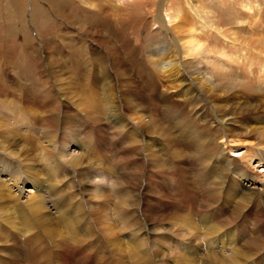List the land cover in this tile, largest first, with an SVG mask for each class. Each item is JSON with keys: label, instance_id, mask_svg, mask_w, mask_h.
<instances>
[{"label": "bare ground", "instance_id": "bare-ground-1", "mask_svg": "<svg viewBox=\"0 0 264 264\" xmlns=\"http://www.w3.org/2000/svg\"><path fill=\"white\" fill-rule=\"evenodd\" d=\"M31 1L39 5V0H11L13 18L20 16L25 33L24 55L38 61L36 77L25 69L20 79L10 73L8 83L0 81V264H127L128 258L129 264H256L253 255L264 254V45L259 48L250 33L254 19L264 13V0H213L202 14L203 5L198 8L190 0L201 24L191 21L181 36H168L165 26L180 16L179 6L159 7L154 21L149 16L153 23L146 28L144 57H132L133 78H125L132 67L127 63L126 68L119 49L107 38L87 41L88 29L87 35L76 36L80 30L69 19L60 49L46 43L34 47L31 25L37 38L47 31L31 16L25 21V8L35 11ZM100 2L106 12L117 14L114 23L103 20L113 33L127 14H134L133 5L127 8L120 0ZM47 10L40 12L48 16ZM182 22H173L174 28L181 29ZM99 49L103 57L97 56ZM106 130L111 131L110 147L127 148L120 152L127 154L121 164L102 153ZM11 133L23 136L24 149L11 146ZM31 141L41 158L50 160L54 183L37 177L26 153ZM56 169L74 182L83 172L90 176L89 170H97L114 178L112 187H127L133 197L129 210L136 206L142 216L134 219L137 228L125 243L108 239V225L103 241L81 208L79 188L60 187ZM164 223L169 230L181 224L186 233L199 227L207 238L205 252L189 243L175 254L165 251L170 260L155 255L146 233L153 224L163 229Z\"/></svg>", "mask_w": 264, "mask_h": 264}, {"label": "rangeland", "instance_id": "rangeland-1", "mask_svg": "<svg viewBox=\"0 0 264 264\" xmlns=\"http://www.w3.org/2000/svg\"><path fill=\"white\" fill-rule=\"evenodd\" d=\"M37 1L38 0H36V2ZM176 1L177 0H155V1L154 0H152V1L151 0H123V2H125V3H123V5L126 6L127 8L132 7V5H133V7L130 9L134 10L133 11L134 14H127L126 18L124 20L125 23L121 27L120 31L114 30V33L112 32V30L109 29V21L103 23V20H106L109 18V19H111L110 22L114 23L117 19V14H115L114 12H110V11L106 12V8L102 6L100 0H97V1H95V0H61L60 3H56V2L51 3V1H46L47 3L46 2L44 3L43 0H41V1L39 0V2H37V4H39V5H36V4L33 5V2L31 1V8L33 6L35 11H34V13L30 14V7L28 6L27 9L25 8L26 12L24 13V15H25L24 18L26 21L29 18V16H31L32 21L37 20L38 22L39 21L43 22L42 30H43L44 34L46 31H47V33H46L47 35H49L48 33H51V36L44 35V37L41 36V37L37 38L38 33H37L36 26H34L33 24L31 25V28H32L31 31L36 33L35 37L33 35L34 43H32V44L34 45V47H37V49H42L41 45L43 43H46L48 47H56L57 49H60L61 44H63L64 37L68 34L64 30V27H67V20L68 19H69V21H71L72 24L75 25V30H80V33H77L76 36L83 37V34H85V31L88 29L87 30L88 32L86 31V33L88 34V37H86L87 41H92L91 38H94V39H97V38H99V39L104 38L105 39V38H107V40L110 41V46L115 47L117 50L119 49L118 51H120V52L118 54L125 60L126 68H127V63H128V68L132 67V69H129L132 72V74H126L125 78H127V77L133 78V77H136L137 75L133 73L134 69L132 66V64H133L132 62L134 59H132V57L135 56V58H136L137 54L140 55V53H141L142 57H144V54H145L144 53L145 52L144 47L146 46V43L149 40V38L147 36V29L146 28H148V26H151L150 22H152V21L150 20V18H153L152 20L154 21L156 14H158V12H159L157 10L159 7L163 8V6H170L173 9L176 6H179L180 10H182L181 12L178 13V15H180L182 17L178 16V18H176L173 21L174 23H177L178 21H180L182 19L183 22L180 23V25H181V27L183 25L184 26L182 28L180 27L181 29H175L174 28L175 24L173 25V22L168 24L164 18L165 26L166 27L168 26V28H167L168 32H169L167 34L168 36L169 35H171V36L180 35L181 36L183 34H181L180 31L187 30L192 25L193 21L196 24L199 23L200 20L196 16H193L194 13H193L192 9L190 8L193 4L197 5L198 8L200 7V5H203L201 8H199V10L201 11V14H202V9L205 8V6L211 7V8L213 7V0L207 2V4L205 2L206 0H191V1L190 0H178L180 2H178V1L176 2ZM189 1L190 2L193 1L192 2L193 4L190 3ZM29 4H30V1H29ZM188 4H191V6H189ZM227 4H230V3L227 2ZM233 4L235 5V2H233ZM53 5H54V7H53ZM37 6H38V8H37ZM137 7L139 8V10L140 9L143 10V13H141L142 15L139 14L140 12H137L135 10V8H137ZM218 7L221 8L220 6H218ZM230 7L231 6L229 5V9H230ZM45 8L49 9V10H47L48 16H44L40 12V9H45ZM130 9H128V10L131 11ZM14 11H15V6H13V3L11 2V0H0V58L4 54V56H2V58L0 59L1 63L3 62V64H0V72H1L0 73V81L4 80L7 83L11 79V78H9L10 75L13 76V74H14L15 75L14 77L18 76L19 79L21 77H24L25 73H27V72H22L23 70L29 71L28 73H30V76H33V78L36 77L35 76V74H36L35 73V71H36L35 67H37V63H38V61L34 57H32L33 58L32 59L30 56L27 55V57H25V55H24L25 53L23 52V48L25 47L24 46L25 45V43H24L25 33H23V30L19 26L20 16H16L13 18V16H14L13 12ZM163 11L164 10L161 9V14H163L161 17H164V13H162ZM184 12H187V13H184ZM112 15H114V16H112ZM153 15H155V16H153ZM9 16H11V17H9ZM149 16H150V18H149ZM224 16H227L229 18V16L227 14ZM259 16L256 19H254V20H256V22L254 23V26H253L254 28H253V31H251L250 36L254 40L258 39L256 45L259 48H262L264 43L261 44L260 41L264 42V39H263L264 38V25H263L264 24V13H263V11ZM74 18H76V19H74ZM186 18H187V20H186ZM222 18H224V17H222ZM184 20H185V22H184ZM224 20H223V22H225ZM226 20H227V18H226ZM191 21H192V23H191ZM186 23H187V25H185ZM189 23H190V26H189ZM200 24L201 23H199L197 25H200ZM106 25H107V27H106ZM45 26H49L50 29L48 27H45ZM186 26L188 27L187 29L185 28ZM62 28H63V30H62ZM171 28H173V29H171ZM183 28H185V29H183ZM174 29L176 31H178V33L176 31H174ZM19 32L21 33V35ZM170 32L173 35L170 34ZM111 33H113V34L110 37L109 35ZM174 33H177V34H174ZM87 34H85V35H87ZM72 35H73V38L76 40L77 37L74 34H72ZM213 36L216 39V41L218 42L214 33H213ZM47 40H48V43L46 42ZM77 47H80V46H77ZM100 51L101 50L99 49V53H97V56L103 57L104 55L102 53H100ZM20 55H21V58H20ZM91 57L92 58L94 57L93 54L91 55ZM22 58L25 60V62ZM13 59L14 60L17 59V60L12 62ZM41 60H42V62H44V59H41ZM8 69H10L11 71H9ZM6 73H8V77L5 75ZM10 73H13V74H10ZM35 79H37V78H35ZM190 83L194 86V83H192V82H190ZM186 87L187 86H184L183 88H186ZM200 105H201V107H204L203 102H200ZM159 111H162L161 107H159ZM127 114H128V111H127ZM80 117H84V116H80ZM110 133H111V131H109V130L104 131L103 135L105 137L106 142L102 143V144H104V145H102V153H104L106 156H107V154L114 156V158L116 159L117 162L120 160V162H118V163L121 164L123 162V160L127 159V154L126 155L122 154L123 155L122 156L120 154V152L127 150V148H125L124 146H121V148L119 146V148H117L118 145L115 146V148H112L113 146L111 144H108V141H110L109 140ZM11 135H12V137H10L9 135L7 136L8 138H13V139H11V146H13V148L19 149V151L24 149V146H23L24 138H21L23 136L22 135L20 136V134H18V133H11ZM249 139L253 140L254 138H249ZM94 141L97 142V139L95 138ZM123 141H125V140H123ZM34 144H35V142L31 141L28 143V145H26V149H27L26 153H29V156L27 158H29L31 164H33L35 172L37 171L36 172V174L38 175L37 177L38 178L42 177L39 180H41L43 182L46 180L45 183L48 182L47 184L54 183L49 178L51 176L50 172H49L50 164H49V166H47V163L50 160L49 159H42L40 156V153H38L39 150L35 149V146H33ZM109 145L112 147H110ZM238 145H239V143H238ZM105 146H109V147H105ZM103 148H104V150H103ZM106 148H108V150H106ZM71 149H73V147ZM122 149H124V150H122ZM45 151H48V150H45ZM117 152H119V153H117ZM44 155L47 156L46 154H44ZM45 162H46V164H45ZM59 167L61 168V166H59ZM260 169L261 168H258L257 170H260ZM56 171H57V169H56ZM89 171L91 172V174H90L91 177L88 176L85 172H83L82 175L79 176L78 181L74 182L73 178L70 175H67L68 179L66 181L65 178L67 176L65 177L64 171L60 170V171L56 172V174L58 176V181L60 183H58L57 180H56V182L58 183V185L60 187L70 185L69 187L73 186V189L79 188L78 199L80 201L81 208L83 207L82 209L89 214L90 220L88 222L91 223V226H93L92 228L95 232H97L101 236L104 235V237H105L106 233L109 232L110 234L108 233L109 235L107 234V237L109 236L108 239L110 241H113V240L122 241V240H124L123 243H125L128 240V237H129V234L131 233V231L133 232L137 228L134 225V221L135 220L140 221L139 216L140 217L142 216L141 211L136 206L133 207L132 211L129 210V208H130L129 203L131 202V199H133V197L129 194V190H127V187L124 184H122L121 186L119 185L120 187L119 186L118 187H112V184L114 182L113 181L114 178H110V180H109V178L107 179V176H104L105 174L104 175L100 174V171H98V172H97V170H89ZM96 174H97V176H96ZM63 176H64V178H63ZM188 177L191 178L190 176H188ZM85 178H87V179L91 178V180L86 181ZM48 179H50V180H48ZM81 180H83V181H81ZM66 182H67V184H66ZM193 182L194 183L196 182L195 183L196 185L198 183L195 180ZM165 185H167V184H165ZM91 186H93V187H91ZM100 186H102V188ZM25 188H28V187H25ZM112 188H113V190H112ZM95 189H97V190H95ZM58 190L59 189H57L56 191L59 192ZM133 190H135V189H133ZM114 191H117L121 194H115ZM98 192L102 193V195L105 194L104 195L105 198L102 199L101 197H103V196L101 195V197H100L98 195ZM61 193L63 194L64 192H61ZM96 195H98V196H96ZM124 196H125V199H124ZM105 199L107 201H105ZM118 201H121V204ZM116 205L120 206V207H116ZM126 208H128L129 212L126 210ZM120 209H121V212L123 210L124 211L126 210L127 212L123 211L124 212V214H123V212L122 213L120 212ZM101 210L102 211L104 210L105 212H102ZM106 211H107V214H106ZM100 212H102V213H100ZM118 212H119V214H116ZM183 215L185 216L184 213H182L181 215H178V218L183 219L184 218ZM198 218H200V216ZM101 222H103L104 224ZM105 222H106V224H105ZM245 223H247V221ZM164 224L161 225L163 227V229L162 228L158 229L159 224H153L155 226V228L153 225H151V227L147 230V233H146V245H147V247H149V249L151 251L152 250L154 251L155 255H157V256L160 255L163 259L164 258L166 259V257L169 258V256H166L167 253L165 251L175 250V252L172 251L173 254H175L176 252H178L180 250V247L189 245V243L194 244L197 248H199L205 252V246L207 245V238L206 239L203 238L202 234L200 233L202 230L199 227L196 226L195 230H193L189 233H186V230L183 228V226L181 224H178L173 230H169V226L167 224H165V225ZM106 225H108L107 226V228H108L107 232H106V228L103 227V226L106 227ZM125 225H126V227H125ZM131 225H133V226H131ZM245 225L247 227L249 225V222ZM140 226H141V223L138 227H140ZM94 227H95V229H94ZM115 227L118 231H116V229L114 230ZM130 227H131V229H130ZM97 228L100 231H98ZM111 229H112V231H111ZM101 231H102V233H101ZM103 232H104V234H103ZM112 234L114 236H110ZM104 237H103V241H105V238H107V237H105V238ZM109 240L106 239V242L109 243ZM165 243H166V245H165ZM212 246H215V245L212 244ZM163 247H164V249H163ZM110 248H113V247L111 246ZM3 249H5V248H3ZM160 249H161V251H160ZM162 250H164L163 251L164 254H163ZM260 252H258L255 255V257L253 255L254 260H251V261H254L256 264L262 263V262H258L259 260H257V259L264 260V256L262 257V255H264V254H262V253L260 254ZM161 253H162V255H161ZM166 260H170V259H166ZM129 261L130 260L128 258L127 264H129ZM247 261H248V259H247ZM51 263H52V261H51ZM158 263H160V261Z\"/></svg>", "mask_w": 264, "mask_h": 264}, {"label": "snow or ice", "instance_id": "snow-or-ice-1", "mask_svg": "<svg viewBox=\"0 0 264 264\" xmlns=\"http://www.w3.org/2000/svg\"><path fill=\"white\" fill-rule=\"evenodd\" d=\"M120 2H123V0H120ZM236 155H239V153H236ZM204 223H208V221L205 220Z\"/></svg>", "mask_w": 264, "mask_h": 264}]
</instances>
